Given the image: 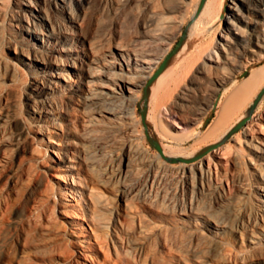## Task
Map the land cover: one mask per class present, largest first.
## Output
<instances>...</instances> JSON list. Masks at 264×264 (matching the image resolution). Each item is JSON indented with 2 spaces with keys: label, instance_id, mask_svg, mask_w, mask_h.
I'll return each instance as SVG.
<instances>
[{
  "label": "rangeland",
  "instance_id": "rangeland-1",
  "mask_svg": "<svg viewBox=\"0 0 264 264\" xmlns=\"http://www.w3.org/2000/svg\"><path fill=\"white\" fill-rule=\"evenodd\" d=\"M38 1L59 27L61 21L54 1ZM155 1L159 10L175 11L166 15L178 16L184 31L172 27L177 36L170 53L157 64L155 76L179 50L189 30L195 32L193 40L213 46L218 34L227 27L224 19L231 15L228 7L219 10L220 0ZM225 1L230 4V0ZM20 2L0 0V264H264V242L252 248L242 240L252 237V233L264 238V223L254 231L240 234L230 227L216 229L206 219L189 212L191 201L212 212L226 209L229 226L238 222V210L256 215V186L261 180L252 160L257 157L247 146L240 150L238 144V140H246L243 131L247 124L244 127V119L239 118L242 114L237 111L227 125L216 131L214 128L226 96L246 81L253 69L264 67V59L237 73L238 79L229 89H223L221 104L210 117L206 115L191 123V111L173 107L175 116L159 113L160 103L140 100L136 122L119 126L113 120L101 118L84 99L86 88L103 89L102 85H108L106 77L74 76L72 67L63 65L77 80L72 89L65 88L64 81H57L51 72L40 68V61L30 62L26 55L51 60L53 49L61 48L85 60L87 54L109 55L117 45H138L145 26L155 21L146 0H92L89 4L81 0L74 6L80 13V25H72L66 19L71 34L58 37L59 40L46 35L44 47L27 31L25 13L31 12L19 8ZM208 5L218 11L219 18L200 17L204 8L209 9ZM44 29L48 33V23ZM57 55L62 57V53ZM206 61L203 56L198 63ZM193 73L194 69L189 76ZM199 77L193 85L197 101L203 102L211 97L213 84L206 76ZM50 78L57 81V87L38 92L37 81L48 82ZM151 82L140 90L141 95L146 94ZM183 83H189L188 77ZM258 89L261 92L256 91L252 95L256 98L248 101V106L253 103L251 114L264 111V82ZM173 94L170 100L180 101L176 92ZM166 103L170 107V102ZM172 116L184 128H178ZM54 125L61 128L60 133L50 132ZM133 130L146 147L147 153L141 158L134 151L130 135ZM189 136L192 140H188ZM97 138H102V145L109 143V147L98 155V161H92L94 165L89 169L84 162L85 146L93 145ZM52 139L62 141L66 149L81 155L77 172L55 159ZM179 145L182 150L177 152ZM195 150V157L187 156ZM167 152L178 155L170 157ZM126 154L141 160L137 159L128 172L122 163ZM206 155L230 160L207 172L203 165L204 190L196 192L193 184L199 179L186 182L181 168L185 163H200ZM147 158H152V162ZM76 174L92 188L94 198L104 200L106 206L94 205L86 192L79 194L78 186L71 183ZM204 194L208 197L203 198Z\"/></svg>",
  "mask_w": 264,
  "mask_h": 264
},
{
  "label": "bare ground",
  "instance_id": "bare-ground-1",
  "mask_svg": "<svg viewBox=\"0 0 264 264\" xmlns=\"http://www.w3.org/2000/svg\"><path fill=\"white\" fill-rule=\"evenodd\" d=\"M53 1L60 16L61 24L59 27L53 23L50 13L38 0H22V2L19 3V8H25L31 12L30 14L25 13L26 21L29 24L27 31L34 39L42 42H40V46L42 47L45 46L44 38L46 35L57 36V38H55L58 39V37L71 34L72 29L65 23L66 19L70 21L72 25H80V13L78 10L74 9V6L79 5L81 0ZM91 1L92 0H83V2L87 4L91 3ZM176 1L181 3L185 2L184 0ZM146 2L148 5V12L155 18V21L153 25L147 24L145 26L138 45H132V43L116 44L117 46L114 47V51H112L111 54L106 56H98L94 53V55L87 54L85 60H80L78 56L73 55L69 50L54 47L52 48H54L53 51H55V54L52 55L51 60L45 58L39 60L38 55L35 54L32 56L24 55L30 59V62L40 61V68L51 72L54 78H57V81H64L62 86L65 88L72 89L75 85V81H77L74 76H80L81 74L88 76L100 74L106 77L109 80L108 85L104 86L100 84L104 87L103 89L86 88L84 99L87 101V105L90 109L98 111L101 118L113 120V122L119 126L136 122L137 106L140 100L150 104L153 100L158 104L160 103L162 106H157L159 113L166 112L171 113V115L174 113L175 116V112H172L173 107L181 111H191V123L199 121L206 115L210 117L213 109L216 110L218 105L221 104L220 99L223 89H229V87L236 82L237 73L249 69L251 63L259 62L264 59V0H230V4H227L225 0H220L219 6H221V9L219 10L223 11L225 7H228L231 15L226 16L225 19L223 18L227 27L218 34V40L213 42V46L207 45L208 43H200L191 38L195 32H190L189 30L190 33L188 32L186 35L179 50L166 61L164 69L158 76H155L156 66L170 53L172 42L177 36H175V33H173L171 29L172 27H176L179 32L183 33V23L178 16L166 15V12L174 14L175 11L172 8H166L167 11H162L157 8L155 0H146ZM204 9L202 10L201 15L203 17L200 16L201 18L207 16L210 18L212 17L211 15H216L215 19L219 18L217 17L218 11L215 10V8L214 11L211 8ZM219 15L220 14H218V16ZM47 23L49 25L48 33L45 32L46 30L44 29V25ZM208 29L209 27L206 28L207 33L210 31V29ZM57 52L62 53V57H59ZM203 56L207 61L198 63ZM63 65L70 66V68L72 67L70 70H72V73L74 72V76L68 74ZM87 66L90 70H87ZM192 69H194L195 75L193 73L192 76H189ZM252 71V75L242 84L235 86L232 91H230V94L226 96V101L224 100L225 102H222V110L218 117V123L215 124L216 126L214 125V130H218L224 126L227 121L229 122L235 112L238 111V114H242L239 118L244 119V127L245 124H247L245 129L243 128V135L246 137V140H238V144H240V150H242L244 146H247L250 152L256 155L257 159L254 161L252 160V164L257 178L261 180L260 184L256 186L258 193L254 207L256 215H247L246 212L243 213L241 210H238V213H236V215L239 216L238 222L229 226L226 209L219 208L215 212H212L206 206H201L199 203H195V201H191L189 209L191 214L206 219L216 229L223 230L224 228L230 227L240 234L254 231L255 228L260 227L261 224L264 223V111L251 114V105H253V103L248 106V101L254 98L252 95L256 93V91L261 92L262 88H258L264 82V67L261 69H253ZM200 75L206 76L211 84H213L211 86V97L209 99H204L203 102L197 101L198 97L193 85L199 81ZM187 77L189 83H183V79ZM57 81L51 78L48 82H46V80L45 82L37 81L36 89L38 92L48 89L54 90L55 87H57ZM150 81L152 82L146 94L141 95L140 90L148 85ZM190 83H192V85H190ZM175 92L180 101L170 100ZM166 102H170L168 103L170 107L165 105ZM257 102H259V100ZM51 105L52 104H50V106ZM33 109L34 111H42L41 109ZM233 116H235V114ZM172 118L178 128H184L181 122L177 121L173 116ZM93 123L92 125H94ZM60 130L61 128L58 125H54L53 128L50 129V132L60 133ZM230 131L231 127H229L227 134L230 133ZM152 132L153 130H151V133ZM130 135L134 142L135 154L138 157H143L147 152L145 145L140 141L139 134L133 130ZM191 138L192 137L189 136V139H187L190 140ZM181 139L183 140V138ZM50 141L56 146L53 150L56 156V158H54L62 162L64 166L71 171L77 172L80 169L78 164L81 163V155L75 150L66 149L62 141L55 139ZM101 141L102 138H97V141H94L95 143L93 145L85 146L86 159L84 162L89 169L92 168V161H98V155L100 153L104 154L107 147H109V143L102 145ZM221 147L218 149H221ZM181 150L182 147L179 145L176 151L180 152ZM174 152H167L168 156L173 157L178 155L177 152V154ZM196 154L197 151L187 154V156L195 157ZM209 155H206L207 158L201 157L200 160L202 159V161L200 163H185L181 168L186 182L188 181L191 183L196 177L199 179L193 184V188L196 192L204 190L203 176L205 172L213 169L217 170L220 164H223L224 161L229 162L230 160L227 158L223 160L219 155L211 158ZM137 159L141 161L139 158L134 159L130 154H126L122 162L124 170L128 172L134 168L133 164L138 161ZM151 159H148V162H152ZM203 165L206 166L205 172L201 169ZM83 182V179L77 174L71 178V183L78 186L80 189L79 194H85L86 192L94 205L106 206L104 200H96L94 198L93 191L91 190L92 188L90 189L87 183ZM71 193L74 192L72 191ZM203 196V198H207L208 194H204ZM74 199L76 200L77 198L74 197ZM126 206L130 208L127 203ZM100 217L101 216H99V218ZM255 235L256 234L252 233V237L250 238L242 237L243 243L252 248L258 247L261 242H264V238L261 239L259 238L260 236L257 237Z\"/></svg>",
  "mask_w": 264,
  "mask_h": 264
},
{
  "label": "water",
  "instance_id": "water-1",
  "mask_svg": "<svg viewBox=\"0 0 264 264\" xmlns=\"http://www.w3.org/2000/svg\"><path fill=\"white\" fill-rule=\"evenodd\" d=\"M158 148L160 149V151H162V150H161V147H160L159 145H158Z\"/></svg>",
  "mask_w": 264,
  "mask_h": 264
}]
</instances>
